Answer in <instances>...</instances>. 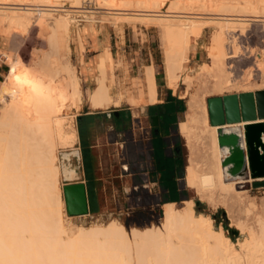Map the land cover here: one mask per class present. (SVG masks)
Segmentation results:
<instances>
[{
  "label": "bare ground",
  "instance_id": "1",
  "mask_svg": "<svg viewBox=\"0 0 264 264\" xmlns=\"http://www.w3.org/2000/svg\"><path fill=\"white\" fill-rule=\"evenodd\" d=\"M9 1L0 0V32L3 35L12 31L27 30L33 23L30 21L34 12L39 11L44 14L40 19H50L49 24L45 21L47 25L55 30L57 28L56 32H62H57L56 39L52 41L61 50L64 49L62 44H67L73 13L92 15H84L91 33L95 31L91 24L95 22L93 15L100 13L92 10L76 12L60 9L61 7L53 6L47 0L38 5L42 7L38 9L30 8L35 5L28 2L8 4ZM71 1L74 5L81 4V0ZM95 1L99 2V5L103 3L100 7H104V4L106 7L111 6L104 9L112 11H107V16H121L126 18V22H131L129 19H152L158 22L168 46L163 64L166 85L174 91L184 70L182 65L188 62L190 39L200 36L204 26L209 23L215 27L216 31L214 29L215 32L211 35L208 51L210 64L201 65L194 77L199 85L192 91L193 74H185L182 78L186 89L180 97L186 99V108L179 124V132L185 141L187 152L185 184L211 212L219 208L225 210L233 227L239 230L240 236L247 237L236 243L232 242L221 226L215 228L208 214L196 213L192 199L184 202L181 210H177L174 204L163 206L161 228H132L128 232L116 220L103 227L82 228L64 225L60 178L62 171L66 178H73L75 175L66 167L60 168L57 150L72 148L77 140L72 124H68L71 134L64 135L62 124L65 120L62 111L71 106L79 107L81 104L79 78L69 68L63 70L62 61L58 57L55 60L52 58L54 61L46 64L47 66H43V61L42 65H34L27 70H23L22 64L16 60L10 62V70L4 77V84L0 86V104H11L19 110L16 116L24 124L23 129H19L18 147H0V264H264V198L261 199L259 210H255V202L248 196L247 191L236 188H244L245 184L229 180L221 165L225 151L219 148L217 129L208 123L205 101L206 96L232 90L253 92L264 89L262 81L260 85L245 82L244 79V82L242 80L240 83H231V74L228 75L225 67L226 59L235 56V51L232 56H227L225 52V30L243 32L249 20L236 15L237 18L226 15L227 9L235 8V4L229 2L221 5L222 8H227L224 11L220 5L214 4V0H208L209 4L211 3L209 7L213 6L215 9L220 6L221 11L218 12L224 13L209 18L158 15L143 13L144 11L123 13L120 8L116 9L117 7L113 8L114 4L111 5L115 0ZM120 1L155 8L164 3L177 8L187 2ZM257 1L261 7L258 10L264 11V0ZM206 4L208 6V3ZM100 7L95 9L103 10ZM55 13L63 14L54 17ZM38 22H42L40 26L44 23L39 20ZM80 32L83 33L84 30ZM113 61L109 48H105L91 62L90 66L98 72L95 87L93 86L87 94V103L92 110L105 109L112 104L119 105L120 95L112 97L106 85V66L112 68ZM63 63L65 65V62ZM262 66L260 69H264ZM145 81L148 98L146 104L156 103V83L152 67H147ZM2 126L0 117V127ZM2 140L5 138L0 130V141ZM250 213L255 214L254 217H250Z\"/></svg>",
  "mask_w": 264,
  "mask_h": 264
},
{
  "label": "rangeland",
  "instance_id": "2",
  "mask_svg": "<svg viewBox=\"0 0 264 264\" xmlns=\"http://www.w3.org/2000/svg\"><path fill=\"white\" fill-rule=\"evenodd\" d=\"M45 1L46 0H10L8 4L28 2L30 5H35L30 8L38 9V8H42L39 7L38 5H42L43 2ZM47 1H49L50 4L53 6L61 7L60 9H65L69 11H76V10L85 11L82 10V8H79L80 6L82 7V0L79 6L71 4L72 3L71 0L69 1L47 0ZM184 1L187 2L186 3L184 2L185 4L183 3L184 4L183 6L181 5L178 6L179 8L178 7L176 8L174 6L172 7L171 5H169L170 6L169 7L167 3L160 5L159 8H155L150 5H138V4L135 5L130 1L121 2L120 0L118 2L117 0H115V2H112L111 5L114 4L113 8L116 7H117L116 9L120 8L119 9L121 10L120 12L123 13H137L144 11L143 13L158 14V15H180V16L182 15L189 17L200 16L199 18H203V17L209 18V17H214L215 15L221 13L223 14L224 13L223 11L218 12V10L221 11L222 6L225 5L226 3L230 2V4L232 3L235 4V8L237 10L235 8L233 9L230 8L231 10L228 8L230 11L229 13L227 12L228 9L226 7L222 8V10L224 9V11H226L227 9L226 11L227 14L225 13L226 15H230V16L236 15L241 19H245L249 21L247 22V25L243 32H240L238 30L232 31L230 29L225 30V32L227 31V33L225 34L226 40L224 44L225 52L227 56H232L234 55L232 53L235 51V56H232L233 58L226 59L225 61L226 63L225 67L226 70L228 71V75L231 74V78L229 76V79L233 84L238 82L240 83L243 79L246 80L245 82H251L256 85H260L262 82L264 83V69L263 68L260 69V66L264 64V11H260L261 9L258 10V8H261L258 5L259 4L258 1L257 0H228V1L223 0L224 2L223 4L222 0H218L219 2L217 1V3L216 0H214L215 3L212 1L214 4L220 6L222 5L221 8L220 6L219 7L217 6L216 8L215 5L214 6L215 9L213 8V6L209 7L211 3L209 4L208 0L206 1L184 0ZM220 1L222 2V4H220L221 3ZM126 2L128 3L130 2L129 4L132 3V5L126 4ZM235 2H237L238 4H236ZM206 3H208V6H206L207 5ZM100 5L99 2L96 1L95 3L96 8L100 7ZM77 6L79 9L77 8ZM105 7L106 6L104 4V7H102V9L104 10L106 8H111V6L110 7L107 6L106 8ZM91 9H95V8H91ZM103 10L100 9L92 10V11L100 12L98 14L93 15L95 21L91 23L95 28V31L93 33H91L90 29L87 28L89 27L88 26L89 23L87 22L81 24L79 27H76L73 23H69V35L67 38L66 46L65 43L62 44V47L64 48L63 50L58 49L54 45V43H52V41L56 39L55 38L56 33L58 32V34H60L61 31L56 32V30H58L56 27L55 30L52 26L47 25V23L49 24L50 19L47 18L40 19V16L44 14H42V12L39 11H37L36 13L34 12L33 18L30 21L31 23L32 22L33 23L32 24L30 23L31 26H29L27 30L12 31L6 35H3L0 32V40L2 39V49H0V54L3 56V61L7 65V71L8 69H10V62H15L16 60H18V62L22 64L21 67L23 70H27L31 66L33 67L35 65L34 67H37L39 65H42L41 63H43V61L45 62L43 66H45L46 64L48 65L51 61H54L58 57L62 61L61 66H63V70L69 68L71 72L79 78L81 92H82L81 104H79V107L71 106L68 109H64L62 111V116L65 120V122H63L62 124V131L65 136L71 134V128L69 127L68 124H72L75 127L76 117H78V115L82 114L85 111L91 110L87 103V94L95 87L96 84L95 81L98 72L96 69L91 68L89 64L93 62V60L96 59L97 55L105 48H109L110 52H112V57L114 60L112 66L113 69L110 68V66H106V78H107L106 85L108 86L109 92L112 97L116 98L117 96L119 97L120 95L119 105L112 104L111 106H109L111 108L108 107L109 109L106 111L120 110L126 113H133L134 115L140 114V111L145 106L143 105L145 102L142 100L146 99L147 102L148 99L147 86L145 81V71L147 67L153 68V66H147L145 67V70H144V66L147 64L146 58H149L150 55H152L155 60V64H156L155 69L158 72V78L160 79L159 84L163 85L165 82L163 64H164V53L167 50L168 46H167V41L163 36L162 31L160 30L158 22L152 19H144V20L129 19L131 20V22H126L125 20L126 18L124 19L123 17L120 16L123 20L121 21L119 16H114V15L107 16L108 14L107 15L105 14L107 11L112 12L111 10L110 11L109 10L103 11ZM0 13H2V11H0ZM62 14L63 13H55V15L53 16L55 17ZM74 15L76 14L73 13L72 18H74ZM82 15H87V17L92 16L91 14H82ZM36 19H38L39 21H43L46 25H43L44 24L43 23L42 26H40V23L42 22L39 23L38 20L36 22ZM118 19L120 22L118 21ZM96 20H98V22H96ZM112 20L116 23L109 22ZM214 29L215 27L211 23H209V25L204 26L200 36L192 37L193 39L192 38L190 39V44H189L190 54L188 56V62L182 65V70L183 69L184 70L181 73V78L179 79V82L177 83V89L175 93V96L179 97L182 103L183 113L186 108V99L180 97L182 96V94H184V91L186 89V86L183 85L182 83L183 75L188 74L191 76L193 74L192 77L194 78L201 65L205 63L206 65L210 64V60L208 59V51L211 45L210 42L211 35L216 31V29L215 31ZM81 30L82 31L84 30V32L81 33L80 32ZM58 34L57 37H59ZM127 46H131L130 47L131 51L127 49ZM119 47H124L126 51L125 52H123V50L121 51ZM35 62H37V64ZM63 62H65V65ZM90 65H92V63ZM64 66H66L65 69ZM88 66L90 67V69L85 70L84 68ZM262 67H264V65ZM7 73L5 74V76L7 75ZM246 75L249 77V79L248 77H246ZM246 78L249 81H247ZM244 80L242 82H244ZM3 84H4V78L1 80L0 86H2ZM198 85L199 83L197 79L194 78L192 91L196 89ZM235 92H242V91L232 90L230 92H224L219 95H223L227 93H235ZM131 95L133 98L131 97ZM212 96H216V95L206 96L205 101ZM134 98L135 100H133ZM135 106L138 107L132 108ZM17 112H19V110H17L11 104H7V103L0 104V117L3 123V126L0 127V130L3 132V138H5V140L0 141V147L2 149L18 147L20 145L18 141L20 135L19 129H23L24 124L17 118L16 116ZM63 114L65 115V117ZM181 119H183V114L181 116ZM182 139L183 138L181 137L182 163H181V168L179 170V176H180L179 186L183 188V195L185 196L184 199L185 200L192 199L194 201V209L196 213H202L204 215L208 214L212 218L215 228L221 226L226 236L232 242L236 243L238 240L245 239L247 235L240 236L239 230L233 227L231 223V219L228 218L225 210L219 208L215 212H211L205 203L200 202L198 200L193 190L188 189L184 186L183 178H184V168L186 166V160H187V152L184 144L185 141L184 139L183 140ZM68 140H70L69 137ZM153 147L156 156H158L162 152V146L157 136L153 140ZM57 151H58L57 155L59 160V156L61 152L64 151L61 149H58ZM236 188L240 191L242 190L247 191L248 196H250V198L253 199L255 202L254 209L259 210V207H261L260 206L261 199L264 198V188L255 190L251 188L250 183L245 184L244 188H239L238 186ZM60 189L63 199L61 178H60ZM170 194L172 195L174 194L173 189L172 191H170ZM196 203L198 204L196 205ZM134 204L135 203L133 202V200H131L128 214H126L125 212L122 214L110 213L107 214L105 217L99 218L97 220L95 219V220L80 221V222H73L72 220L68 219L64 209L62 219L64 218L63 219L64 225H70V226L76 225L82 228L83 227L90 228L96 226L103 227L109 224L113 220L122 223L128 232H130L132 228L141 230L149 227L151 224H153L152 226L161 228V222L163 220V215H162V210H164L163 208L161 209L158 207H154L151 210L150 208L146 207L145 209H142L141 207L140 208L135 207ZM183 207L184 205L181 202H177L175 205V208L177 210H181L183 209ZM249 215L250 217H254L255 214L250 213Z\"/></svg>",
  "mask_w": 264,
  "mask_h": 264
},
{
  "label": "crops",
  "instance_id": "3",
  "mask_svg": "<svg viewBox=\"0 0 264 264\" xmlns=\"http://www.w3.org/2000/svg\"><path fill=\"white\" fill-rule=\"evenodd\" d=\"M130 47L127 46L129 51ZM119 49L126 51L124 47ZM146 61L144 70L147 66L154 68L156 103L146 104V99L142 100L145 106L139 115L120 110L106 111L111 108L109 107L91 109L76 117V143L72 148L63 150L62 154L65 164L63 167L75 177L66 178L63 171L61 176L62 191L69 189L67 204L63 193V210L73 222L97 220L110 213L128 214L131 200L135 207H148L151 210L191 200L184 199L183 188L179 186L182 163L179 124L183 114L182 103L175 96L176 91L167 87L165 78L164 84H159L154 57L150 55ZM89 66L84 69L89 70ZM9 70L7 71V65L0 54V82ZM262 91L264 89L227 93L206 100L209 125L235 133L241 139V170L232 175L225 166L229 180L233 183H250L255 190L264 188V155L259 152L253 156L251 169L242 135L246 125L264 123V95H257ZM159 108H163L164 112H161V122L155 125L151 122V116L156 115ZM156 136L162 146V152L158 156L153 147ZM122 165H127V172H123ZM185 169L186 166L183 183L188 188L185 184ZM172 189L173 195L170 194Z\"/></svg>",
  "mask_w": 264,
  "mask_h": 264
},
{
  "label": "water",
  "instance_id": "4",
  "mask_svg": "<svg viewBox=\"0 0 264 264\" xmlns=\"http://www.w3.org/2000/svg\"><path fill=\"white\" fill-rule=\"evenodd\" d=\"M257 95H264V91L258 92ZM243 132L242 143L246 146L248 165L253 169V156L259 152L264 155V137H262V134L264 136V123L246 125ZM217 139L219 148L221 150L225 148L229 153L228 157L222 160L221 165L223 168L227 166L228 172L232 175L238 173L241 170L239 158L243 155L240 146L241 139L235 133L225 132L223 129H217ZM68 190L67 188L63 189L66 204L68 203Z\"/></svg>",
  "mask_w": 264,
  "mask_h": 264
},
{
  "label": "built area",
  "instance_id": "5",
  "mask_svg": "<svg viewBox=\"0 0 264 264\" xmlns=\"http://www.w3.org/2000/svg\"><path fill=\"white\" fill-rule=\"evenodd\" d=\"M96 1L95 0H83L82 1V10H97V9H91V8H96L95 6ZM96 22H98V20H96ZM85 23V18L84 15H82L81 13L74 15L73 18V24L76 27H79L81 24ZM63 152H61L60 156H59V166L60 168L63 167L64 164V158H63ZM123 172H127L128 171V167L127 165H122L121 166Z\"/></svg>",
  "mask_w": 264,
  "mask_h": 264
},
{
  "label": "flooded vegetation",
  "instance_id": "6",
  "mask_svg": "<svg viewBox=\"0 0 264 264\" xmlns=\"http://www.w3.org/2000/svg\"><path fill=\"white\" fill-rule=\"evenodd\" d=\"M161 112H164L163 108H159L156 115L151 116L152 124L157 125L159 122H161V120H162ZM223 151H225V155L223 157V160H224L226 157H228V153H227L228 150L224 148Z\"/></svg>",
  "mask_w": 264,
  "mask_h": 264
}]
</instances>
